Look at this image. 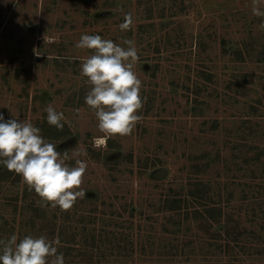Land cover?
Returning <instances> with one entry per match:
<instances>
[{
  "label": "rangeland",
  "instance_id": "374dc122",
  "mask_svg": "<svg viewBox=\"0 0 264 264\" xmlns=\"http://www.w3.org/2000/svg\"><path fill=\"white\" fill-rule=\"evenodd\" d=\"M145 1L0 0V113L87 163L84 198L67 212L42 207L57 216L55 235L14 213L23 181H0V239L64 229L80 252L100 246L106 264H264V17L252 0H176L182 13L175 0ZM121 9L133 16L128 31ZM84 34L134 41L144 103L128 136L101 133L84 102L80 66L92 50L75 47ZM49 104L64 113L62 131L47 123ZM193 180L230 216L227 229L179 225L160 210Z\"/></svg>",
  "mask_w": 264,
  "mask_h": 264
},
{
  "label": "clouds",
  "instance_id": "9594fccd",
  "mask_svg": "<svg viewBox=\"0 0 264 264\" xmlns=\"http://www.w3.org/2000/svg\"><path fill=\"white\" fill-rule=\"evenodd\" d=\"M252 13L264 17L259 0H252ZM133 23L132 13H123L119 28L128 31ZM260 26L264 28V22ZM123 44L127 48L100 35L84 34L75 45L77 49L92 50L80 66V75L90 86L84 102L94 111L98 130L107 137L130 135L141 119L138 112L144 103L142 81L134 71L139 60L137 49L133 40L124 39ZM45 111L47 123L62 131L64 113L52 104ZM16 117L5 121L0 113V164L19 175L28 191H35L41 207L71 210L77 199L86 195L82 184L87 163L78 158L81 153L76 150L71 154L67 150L57 151L56 145L41 135L39 127ZM70 160L75 164L70 165ZM59 245V238L49 239L46 235L19 238L12 234L0 239V264H65Z\"/></svg>",
  "mask_w": 264,
  "mask_h": 264
},
{
  "label": "trees",
  "instance_id": "16d2710c",
  "mask_svg": "<svg viewBox=\"0 0 264 264\" xmlns=\"http://www.w3.org/2000/svg\"><path fill=\"white\" fill-rule=\"evenodd\" d=\"M145 2L147 1L138 0V4H144ZM182 2L183 1L179 4L175 0V3L180 5L179 12L181 13L186 9V6L182 5ZM149 10L153 11L152 8H149ZM0 168V181H9L14 187H19L22 178L14 172L8 171L3 165L2 167L0 166ZM209 189L210 188L205 183L203 184V181L201 180L189 181L188 188L185 192L173 190V193L167 194L164 198H162L160 210L169 212L170 215L168 217V221L173 220L179 225L182 221L190 220L193 223H196L198 228L202 229L203 227V229L210 232H212V227L210 225L211 222L218 223L219 226L227 229V225L230 221H232V219L228 220V217H230L229 215L225 216L222 211L209 204L211 200ZM18 201L19 199L16 198L13 208L14 213H17L18 210H21V212L26 210L29 213L28 223L31 228H34L36 224H38L39 233L47 235L52 233V235H55L58 228L57 216L55 213L50 217L48 216L47 210L40 206V198L34 190L31 192L28 191L27 186L25 185V188L21 193V203H18ZM6 224L7 222L3 223V225ZM231 233L232 231L227 230L228 235ZM12 234L15 233L12 232ZM55 237L60 240L58 251L64 254L65 264H106L101 262L102 259H105L106 255L100 249V246L96 250L94 248L91 250L88 248L85 251L80 252L77 249L78 244L74 234H69L64 229H59L58 234H56V236L52 239H55ZM110 253V255H113L112 251ZM99 255L102 257L99 258ZM75 258L80 259L79 262H76V260H74ZM84 259H90L93 261L87 260L88 262H83Z\"/></svg>",
  "mask_w": 264,
  "mask_h": 264
},
{
  "label": "water",
  "instance_id": "95a60500",
  "mask_svg": "<svg viewBox=\"0 0 264 264\" xmlns=\"http://www.w3.org/2000/svg\"><path fill=\"white\" fill-rule=\"evenodd\" d=\"M162 173H165V171H161V174H162Z\"/></svg>",
  "mask_w": 264,
  "mask_h": 264
}]
</instances>
